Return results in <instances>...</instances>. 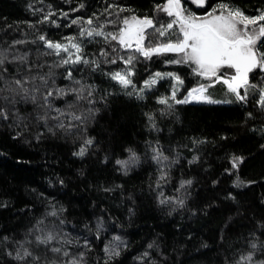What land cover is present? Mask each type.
<instances>
[{
	"label": "trees",
	"instance_id": "trees-1",
	"mask_svg": "<svg viewBox=\"0 0 264 264\" xmlns=\"http://www.w3.org/2000/svg\"><path fill=\"white\" fill-rule=\"evenodd\" d=\"M220 2L207 0L208 6L198 7L192 0H182V5L204 16ZM224 2L247 15L264 10V0ZM165 3L0 0V58H4L0 108L8 114V119L0 118V264H24L7 255L15 254L20 244L47 260L68 259L37 245L38 233L30 230L39 220L44 221L45 231H56L62 240L71 241L63 245L53 242L49 247L62 246L74 258L83 253L81 264H235L249 251H255L254 261L264 260V109L256 102L258 92L250 89L247 102H236L225 85L216 83L208 95L232 103L170 101L169 108L158 101L171 95L176 81L158 79L145 88L144 82L155 73L180 76L184 83L177 99L210 81L194 75L190 65L166 62L180 58L176 54L145 59L124 51L116 42L105 43L102 37L79 38L80 26H67L72 19H87L94 13L99 16L94 26L116 21L106 24V32L118 31L122 19L131 15L167 23L173 18L157 10ZM80 4L84 7L74 11ZM109 4L132 11L120 13L119 19L115 13L100 15ZM48 12L56 13L52 19L59 27L50 21L40 23ZM64 12L67 18L62 16ZM174 31L178 32V26ZM42 34L59 42L78 37L87 58L99 60L100 67H56L60 57L43 55L51 50L38 39ZM113 47L119 56L137 55L131 79L136 90L144 89L142 99L131 87L124 89L110 79L108 73L127 67L120 60L103 62L99 52ZM25 54L24 62L13 59ZM69 68L75 80L93 86L90 99L95 103L78 100L75 94L54 99L53 109L83 117V122L61 117L66 127L60 128V121L51 118L57 113L40 106L47 89L38 74L51 70L50 87H79L64 78ZM22 79L28 81L24 87L35 95V103L24 99L25 94L17 89L14 82ZM250 82L264 86V72L251 73ZM45 114L49 119H38ZM88 139L93 141L91 145L86 144ZM82 147L85 154L76 155ZM153 148L168 160L157 163ZM233 156L243 157L238 168H232ZM118 160L128 161L127 167L117 164ZM161 169L168 173L166 180L159 179ZM189 179L192 184L181 188V181ZM168 197L183 199L184 206L160 203ZM253 242L258 244L255 250L250 248ZM106 248L119 251V256L109 259Z\"/></svg>",
	"mask_w": 264,
	"mask_h": 264
},
{
	"label": "snow or ice",
	"instance_id": "snow-or-ice-1",
	"mask_svg": "<svg viewBox=\"0 0 264 264\" xmlns=\"http://www.w3.org/2000/svg\"><path fill=\"white\" fill-rule=\"evenodd\" d=\"M192 3L198 7L208 6L207 0H192ZM83 7L84 5L80 4L79 8L74 9V11H79ZM157 10L162 11L173 19L167 23H162L156 21L153 17L131 15L122 19V26L119 27L118 31L106 32V24H115L116 21L108 20L106 24L96 23L94 26V21H99V16L94 13L87 19L83 17L72 19L71 23L67 26H80L79 38L102 37L105 43L111 44L112 42H116L124 51L137 53L145 59H151L153 56L169 53L176 54L180 58L170 59L166 62L170 64L183 63L190 65L192 66L194 75L210 81L207 85L200 84L198 87L190 89L183 99H177L176 96L179 91V86L184 83L180 76L172 72L155 73L153 78L144 82L145 88L154 86L158 79L172 78L176 81L171 95L169 97H163L158 101L160 104L167 105L169 108L172 107L170 101L175 104H187L192 101L211 104L232 103V100H216L212 96L206 95L209 88L213 87L216 83H222L226 86L227 93L231 94L236 102H247L250 89L256 90L258 92V100L256 102L264 109V86L250 82L251 73L256 70L264 72V50H262L264 49V10H258V14L256 15H247L241 8L224 2V0L212 6L211 10L207 11L204 16H197L195 13L184 8L182 0H166L165 4L157 6ZM39 11H43V9ZM126 11L131 12L132 10L120 7L117 4H109L100 15H111L115 13L117 19H119V14ZM55 15L56 13L54 12L46 13L40 23L50 21L59 27L56 21L52 19ZM62 16L67 18L68 13L64 12ZM84 25H87V27H84ZM177 26L178 32L174 31ZM38 39L43 41L46 49L51 50L50 52L43 53V55L60 57V60L55 65L56 67L77 64L90 65L93 69L100 67L99 60L87 58V54L84 52L82 46L83 41L76 36L65 37L66 42L52 41L43 34ZM13 43L21 44L26 43V41H14ZM62 53L64 55H61ZM99 56L104 58V63L116 64L117 60L122 61L127 67L121 71L108 73L110 79L117 82L124 89L131 87L138 98H143L144 89L136 90V86L131 79L135 74L133 67L134 61L138 59L137 55L119 56L117 48L113 47L111 51L102 49L99 52ZM110 56L112 57L111 59H109ZM13 59L24 62L27 60V55L16 56ZM3 63L4 58H0V65H3ZM43 66V64L39 65L40 68ZM229 70L233 72L232 75H229ZM52 75L51 70L45 75L38 74V78L43 81L47 89L42 94V104L40 106L47 111L54 110L57 113L55 117L51 118L60 121L57 125L60 128L66 127L61 117L68 116L70 120L83 122L82 115H76L74 112H66L60 108L53 109L52 101L56 98L75 94L78 100H87L90 104L95 103L94 100L90 99L93 95V86L83 85L80 80H75L72 70L69 68L64 73V78L72 81L73 84L79 87L69 86L67 89L64 87H50L48 85V78H51ZM36 78L37 76H34L32 79L35 80ZM27 82L26 79H22L16 80L14 83L17 89L25 94L24 99H31L35 103V95H31L29 89L24 87V84ZM34 91H39V89H34ZM85 92H87V95H84ZM242 92L243 94H241ZM128 94L132 95V92ZM249 116H251V113H249ZM0 118L8 119V114L3 108H0ZM38 119L46 121L49 119V116L45 114L39 116ZM149 119L151 120L152 117H149ZM71 126V124L68 125V127ZM153 127H155L154 124ZM92 143L93 141L91 139L86 141L87 145H91ZM200 143H203V141ZM85 152L86 148L82 147L76 155L83 156ZM153 152L155 153L153 159L157 163L168 160V157L164 156L158 149L153 148ZM133 158H135L134 153ZM194 159H198V157ZM242 162L243 157L233 156L231 161L232 168H238ZM116 163L126 168L128 161L118 160ZM167 177L168 173L161 169L159 179L166 180ZM191 184L192 180H184L181 181L180 187L183 188ZM161 196H163V193H161ZM160 203H175L180 207L184 206L183 199L174 197L161 199ZM51 215L56 216L57 213L52 212ZM31 232L38 233L35 235L37 245H43L48 252L57 254L60 257H68V259L66 261L63 259L59 261L47 260L41 255L29 251L23 244L19 245L15 254L8 252L7 255L16 261L24 262V264H81L83 261V253H80L79 258H74L62 246L49 247L53 242L63 245L71 243V241L62 240L60 234L56 231H45L43 220H39L34 228L30 230ZM85 247H87V243H85ZM250 248L255 250L258 248V244L253 242L250 244ZM105 252L108 254L109 259L120 254L115 249L109 250L106 248ZM254 257L255 251H249L247 254H242L235 261V264H264V260L254 261Z\"/></svg>",
	"mask_w": 264,
	"mask_h": 264
},
{
	"label": "rangeland",
	"instance_id": "rangeland-1",
	"mask_svg": "<svg viewBox=\"0 0 264 264\" xmlns=\"http://www.w3.org/2000/svg\"><path fill=\"white\" fill-rule=\"evenodd\" d=\"M161 73H162V72H161ZM231 73H232V72H231ZM231 73H230V75H232ZM198 86H199V85H197V86H195V87H198ZM193 88H194V87H193ZM208 93H209V89H208V92L206 93V95H208ZM186 95H187V94H186ZM192 102H197V101H192Z\"/></svg>",
	"mask_w": 264,
	"mask_h": 264
}]
</instances>
